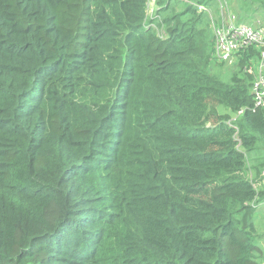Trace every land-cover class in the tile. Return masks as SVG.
Returning a JSON list of instances; mask_svg holds the SVG:
<instances>
[{
  "label": "trees",
  "instance_id": "1",
  "mask_svg": "<svg viewBox=\"0 0 264 264\" xmlns=\"http://www.w3.org/2000/svg\"><path fill=\"white\" fill-rule=\"evenodd\" d=\"M148 3L0 0V264H264L260 51L225 83L216 0Z\"/></svg>",
  "mask_w": 264,
  "mask_h": 264
},
{
  "label": "built area",
  "instance_id": "2",
  "mask_svg": "<svg viewBox=\"0 0 264 264\" xmlns=\"http://www.w3.org/2000/svg\"><path fill=\"white\" fill-rule=\"evenodd\" d=\"M197 11L209 18L218 59L216 62L236 66L242 49L256 47L260 51L253 95L256 107L264 108V23L254 26L241 20L228 0H216V4L194 5ZM250 72L254 73L251 69ZM264 207V201L258 209Z\"/></svg>",
  "mask_w": 264,
  "mask_h": 264
},
{
  "label": "rangeland",
  "instance_id": "3",
  "mask_svg": "<svg viewBox=\"0 0 264 264\" xmlns=\"http://www.w3.org/2000/svg\"><path fill=\"white\" fill-rule=\"evenodd\" d=\"M155 1H156V3H155ZM228 1H229L230 7L232 9H234L233 1L232 0H228ZM173 6H174V4H173ZM237 7H238V10L240 11L241 20L243 22L246 21L247 17H249V15L252 12L255 11V9H253L252 7H251V9L243 7V10H242L241 9L242 6L240 7V4L238 2H237ZM157 10H158L157 0H149L148 12H147V15H148V24H147V26L148 27H150L149 22L151 20L153 21V23L158 24L159 21H157V20H159L160 18H159V15L157 14ZM250 11H252V12H250ZM257 12H258V10H257ZM160 17H161V15H160ZM261 17L264 18V15L261 16ZM160 28H163V27H160ZM160 28H156L155 32H156L157 35H160L161 37H163V36H165V32L162 29H160ZM210 31H211V29H210ZM211 33H212V31H211ZM214 56H215V58L218 59L217 53H215ZM233 69H234L233 66H230V65H227V63L224 64V63H221V62L218 61V62H216V65H214V68H212L211 72H212L213 75H215L216 77L220 78L221 81H223L225 83H228L229 79H230L229 76L233 72ZM256 227H257L259 233L262 236L260 246L262 247V254L264 256V207L259 208L257 210V213H256Z\"/></svg>",
  "mask_w": 264,
  "mask_h": 264
},
{
  "label": "crops",
  "instance_id": "4",
  "mask_svg": "<svg viewBox=\"0 0 264 264\" xmlns=\"http://www.w3.org/2000/svg\"><path fill=\"white\" fill-rule=\"evenodd\" d=\"M261 16H263L261 13L252 12L249 15V17H247L246 21L249 22V24L257 26L259 24H262V22H264V18Z\"/></svg>",
  "mask_w": 264,
  "mask_h": 264
}]
</instances>
